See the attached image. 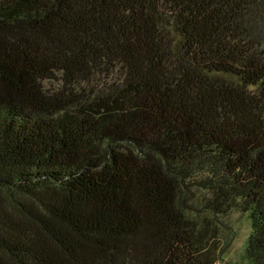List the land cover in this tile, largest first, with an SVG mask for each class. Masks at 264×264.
Masks as SVG:
<instances>
[{
    "label": "trees",
    "instance_id": "1",
    "mask_svg": "<svg viewBox=\"0 0 264 264\" xmlns=\"http://www.w3.org/2000/svg\"><path fill=\"white\" fill-rule=\"evenodd\" d=\"M232 209L263 264L264 0H0V264H215Z\"/></svg>",
    "mask_w": 264,
    "mask_h": 264
},
{
    "label": "rangeland",
    "instance_id": "2",
    "mask_svg": "<svg viewBox=\"0 0 264 264\" xmlns=\"http://www.w3.org/2000/svg\"><path fill=\"white\" fill-rule=\"evenodd\" d=\"M44 86L50 89L57 86V82L47 80L44 81ZM205 195L206 193L200 189H193L189 194H186L185 199L191 205L199 206ZM219 228L221 242L227 241L228 243L223 248L215 264H248L245 255V246L250 232L248 214L237 209H232L219 217Z\"/></svg>",
    "mask_w": 264,
    "mask_h": 264
}]
</instances>
